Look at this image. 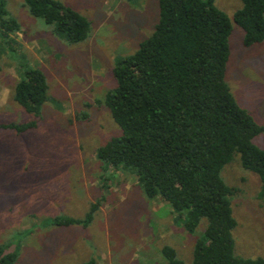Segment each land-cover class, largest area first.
<instances>
[{"label": "rangeland", "instance_id": "1", "mask_svg": "<svg viewBox=\"0 0 264 264\" xmlns=\"http://www.w3.org/2000/svg\"><path fill=\"white\" fill-rule=\"evenodd\" d=\"M19 31L0 39V124L35 120L24 131L0 126V244L15 252L14 264H168L162 247L192 264L205 220L189 232L170 203L148 198L128 168L105 169L96 150L119 126L104 103L117 59L133 53L158 20L157 0H59L90 21L89 36L69 43L54 26L32 15L23 0H4ZM232 20L241 0H215ZM232 21L225 80L238 104L264 128V40L242 45ZM40 69L48 85L39 116L13 99L25 70ZM264 149V130L253 139ZM220 176L237 188L229 196L236 226L234 254L264 257V199L259 176L239 155ZM92 219L55 225L56 217ZM177 214V215H176Z\"/></svg>", "mask_w": 264, "mask_h": 264}, {"label": "trees", "instance_id": "2", "mask_svg": "<svg viewBox=\"0 0 264 264\" xmlns=\"http://www.w3.org/2000/svg\"><path fill=\"white\" fill-rule=\"evenodd\" d=\"M157 2L152 33L112 68L116 85L104 103L120 134L99 146L96 157L110 171L130 169L145 196L170 203L189 232L205 220L194 243L192 264H264V257L234 254L232 230L237 223L229 196L237 188L220 176L223 166L238 154L241 166L259 176L258 197L264 199V149L253 142L264 128L238 104L225 80L232 21L243 31V46L262 42L264 0H241L232 20L215 0ZM23 4L69 43L89 36L90 21L59 0ZM19 29L0 0V39ZM47 89L43 72L30 68L14 86L13 99L37 117ZM35 122L0 126L22 132ZM96 207L92 204L84 218L56 217L52 223L86 226ZM162 254L168 264H184L169 245L162 247ZM16 259L15 252L0 244V264H14Z\"/></svg>", "mask_w": 264, "mask_h": 264}]
</instances>
